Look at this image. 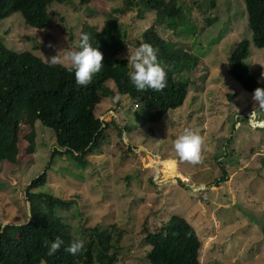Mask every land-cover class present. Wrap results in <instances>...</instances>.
<instances>
[{"label": "rangeland", "instance_id": "obj_1", "mask_svg": "<svg viewBox=\"0 0 264 264\" xmlns=\"http://www.w3.org/2000/svg\"><path fill=\"white\" fill-rule=\"evenodd\" d=\"M122 3L95 0L88 10L52 3L48 29L28 26L16 13L0 20V40L14 52L31 51L48 63L50 56L63 55L60 50L76 49L85 23L101 29L103 15ZM217 3L203 13L186 0L185 26L158 27L162 38L198 59L181 107L137 105L128 97L87 104L90 119L98 117L110 127L84 168L69 156H55L49 164L54 134L28 105L18 106L2 139L1 227L29 222L28 189L45 173L44 185L32 190L71 203L60 213L69 233L84 241L77 264L89 261L88 230L94 227L111 230L115 248L110 254L118 255V264H148L143 231H154L173 216L194 227L202 243L201 264H264V110L227 71L231 50L251 40L252 32L243 0ZM93 6L96 14L88 15ZM117 19L124 41L119 57L125 59L154 23L155 13L143 5ZM244 65L264 84V49L251 44ZM186 129L201 136L198 163L181 160L173 149ZM224 172L228 178L220 182Z\"/></svg>", "mask_w": 264, "mask_h": 264}, {"label": "trees", "instance_id": "obj_2", "mask_svg": "<svg viewBox=\"0 0 264 264\" xmlns=\"http://www.w3.org/2000/svg\"><path fill=\"white\" fill-rule=\"evenodd\" d=\"M94 1L0 0V20L19 13L26 25L48 29L52 26L49 14L52 3L88 10ZM217 1L193 0V3L203 8L201 11L205 13L215 10ZM243 1L252 37L251 40L243 39L231 50L227 71L243 90L253 93L256 88L264 89V84L244 65V60L249 56L251 44L257 49H264V0ZM185 3L186 0H123L121 6L103 15L105 22L101 29L85 23L81 33H86L91 46L102 54V67L86 86L75 84L73 74L66 70L68 66H49L33 52H14L0 40V163L5 160L6 153V146L2 144L4 128L22 104L28 105L34 118L55 136L56 148L49 164L53 163L55 156H69L81 168L88 164V156L101 147L110 127L98 117L90 119L86 106L93 99L115 101L116 97H128L137 105L150 104L171 111L181 107L189 94L188 74L197 67L198 59L193 53L167 42L159 34L158 27L176 29L178 25L185 26ZM143 5L155 13V20L137 40L135 47L142 43L151 45L157 61L164 66L165 87L159 92L150 89L137 91L128 77L131 65L126 58L119 57L124 41L118 33L117 16ZM87 13L95 15L94 6ZM227 176L224 172L220 182L225 181ZM45 180L46 174L43 173L28 189L30 221L17 226H0V264H40L41 259L45 264H77L81 250L74 256L64 251L77 238L69 233L60 213L61 208L71 203L51 194L34 193L32 189L44 185ZM143 232L149 247L145 255L148 264H201V240L184 218L173 216L162 227ZM88 233L90 249L96 258L90 260L92 253L89 254L87 263L118 264V255L110 254L115 248L111 230L94 227ZM57 237L63 244L55 253L47 255V245Z\"/></svg>", "mask_w": 264, "mask_h": 264}, {"label": "clouds", "instance_id": "obj_3", "mask_svg": "<svg viewBox=\"0 0 264 264\" xmlns=\"http://www.w3.org/2000/svg\"><path fill=\"white\" fill-rule=\"evenodd\" d=\"M63 55L56 54L47 59L49 66L66 64L67 71L71 72L74 77L75 84L78 86H86L102 67V54L96 47L89 43V36L81 33L79 36V44L76 49H63ZM127 63L131 65L132 71L128 77L130 83L137 91L154 90L161 91L165 87V69L157 61L156 52L147 43H142L135 48L131 55L126 56ZM253 100L258 107L264 110V89L256 88L252 93ZM202 145L201 136L193 131L185 130L178 135L173 141V149L181 160L191 163H198L200 160V150ZM157 177L154 175L153 180ZM63 244V241L57 237L47 245V255L55 253ZM84 241L75 239L71 241L65 248L69 255H76L83 247ZM40 264H45L43 259Z\"/></svg>", "mask_w": 264, "mask_h": 264}, {"label": "water", "instance_id": "obj_4", "mask_svg": "<svg viewBox=\"0 0 264 264\" xmlns=\"http://www.w3.org/2000/svg\"><path fill=\"white\" fill-rule=\"evenodd\" d=\"M28 211H29V221H30V218L32 217V215H31V204L29 201H28ZM5 226H7V225H5ZM5 226L3 225L2 228H4Z\"/></svg>", "mask_w": 264, "mask_h": 264}]
</instances>
